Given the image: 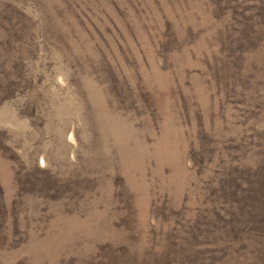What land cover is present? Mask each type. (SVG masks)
<instances>
[{
    "label": "rangeland",
    "instance_id": "374dc122",
    "mask_svg": "<svg viewBox=\"0 0 264 264\" xmlns=\"http://www.w3.org/2000/svg\"><path fill=\"white\" fill-rule=\"evenodd\" d=\"M259 11L0 0V264H168L215 247L193 224L264 219L227 181L264 160Z\"/></svg>",
    "mask_w": 264,
    "mask_h": 264
},
{
    "label": "trees",
    "instance_id": "16d2710c",
    "mask_svg": "<svg viewBox=\"0 0 264 264\" xmlns=\"http://www.w3.org/2000/svg\"><path fill=\"white\" fill-rule=\"evenodd\" d=\"M258 14L261 15L263 19L261 24L264 26V15L261 11H259ZM248 20L255 21L254 18ZM254 21L249 25V31H244L246 40L251 42L250 46L257 45L261 38H264V36L262 37L257 34L259 26L253 23ZM262 25L260 26L262 27ZM243 44L244 43L241 45ZM232 62L237 64L236 60ZM262 163V167L259 166L258 169L240 172L237 174V177L233 176L227 178V181L233 182V188L231 189V195L233 196L231 204L233 208L236 209L234 205L237 207L239 200H241L239 204L243 207L242 210H246L247 214L254 218L260 217L261 215L264 216V160ZM226 195H228V193H226ZM226 195L224 194L225 197ZM222 212H226L227 215L232 213V211H226V209H222ZM232 218L234 226L231 224L232 221L230 219L225 220L221 214L217 215V220L219 219L218 225L215 221L208 224H200L196 227L195 224H193L198 235L197 232L195 234L190 233L189 237L185 239L191 244L197 243L199 248L203 245H205V247L209 245L215 247L213 249L206 248L208 251L199 250V253L196 255L195 253L191 255V251H188L184 255L182 253V257L177 254L179 259L173 254L168 264H182V260H184V264H264V219L258 218L257 222L253 221L252 224L249 225L243 221L239 223L236 213L233 214ZM222 223L226 224L224 226L219 225ZM221 232L223 233L221 234ZM217 233H219L220 236L217 238L213 237L216 236ZM196 238L198 241L195 240ZM253 242L254 248L249 250L248 246L251 245V247H253ZM227 246L233 250L229 252ZM133 262L129 259H123L124 264H133ZM144 263L148 264V261H144Z\"/></svg>",
    "mask_w": 264,
    "mask_h": 264
}]
</instances>
